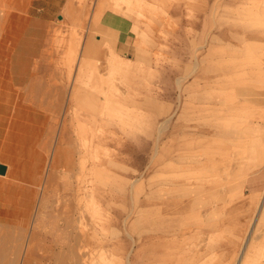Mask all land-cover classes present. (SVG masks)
Masks as SVG:
<instances>
[{
    "label": "rangeland",
    "instance_id": "obj_1",
    "mask_svg": "<svg viewBox=\"0 0 264 264\" xmlns=\"http://www.w3.org/2000/svg\"><path fill=\"white\" fill-rule=\"evenodd\" d=\"M97 7L134 21L132 54ZM24 17L0 2V264H239L264 201V0H73L45 34Z\"/></svg>",
    "mask_w": 264,
    "mask_h": 264
},
{
    "label": "crops",
    "instance_id": "obj_2",
    "mask_svg": "<svg viewBox=\"0 0 264 264\" xmlns=\"http://www.w3.org/2000/svg\"><path fill=\"white\" fill-rule=\"evenodd\" d=\"M72 1L73 0H0V2L7 3L8 7L13 9L18 15L26 16L24 17V24L28 18L29 24L36 27L35 29H29V31L38 34L47 33L53 24V20L58 18L60 14H63L65 10H68ZM92 17L95 19V29L98 33L105 36V38L112 41L116 51L120 52L122 55H130L135 51V23L131 18L113 10H102L98 9V7L95 8ZM22 32H26L25 28H23ZM42 46L41 42L40 46L37 44L34 47L35 50L39 48L35 60H33L34 64L41 58ZM29 78L30 77H28L27 80ZM7 203V207H4L5 209L8 208L5 216L8 215L10 218L7 216L8 219L5 218L6 220L0 219V224L3 223L9 226L11 224L15 225L11 219L15 218L17 215V203L12 201ZM10 233H12L11 230ZM10 233L8 234L10 235Z\"/></svg>",
    "mask_w": 264,
    "mask_h": 264
},
{
    "label": "bare ground",
    "instance_id": "obj_3",
    "mask_svg": "<svg viewBox=\"0 0 264 264\" xmlns=\"http://www.w3.org/2000/svg\"><path fill=\"white\" fill-rule=\"evenodd\" d=\"M229 30V29H228ZM245 35V34H244ZM251 35H253V34H251ZM231 36V35H230ZM239 42V41H238ZM191 44V43H190ZM92 76V75H91ZM80 79V78H79ZM117 114H118V112H117ZM211 118H213V116L211 117ZM116 121V120H115ZM253 122H255V121H253ZM209 135H212L213 136V133H211V132H209L208 133ZM209 160V159H208ZM197 162H198V160H197ZM195 163V164H201V163ZM9 172V171H8ZM1 176V175H0ZM5 176V175H4ZM190 176H188V177H184V176H182V175H180L179 177H178V180H181V181H183V184H184V186H186V185H188V186H190V182H185L186 180H189L190 178H189ZM200 176L199 175H197V176H195V177H193L194 179H198ZM5 182V181H4ZM23 182V181H22ZM10 184V183H9ZM83 186V181L81 182V187ZM12 187V186H11ZM249 187V186H248ZM255 188V187H254ZM12 189H15V187L13 186L12 188H11V190H10V192L12 193L14 190H12ZM79 190L81 191V194L83 193L82 192V188H79ZM260 194V193H259ZM3 196V195H2ZM81 200H83V196H82V198H81ZM153 200L154 201H157L158 200V198L156 197V196H153ZM153 201V203H154V207H153V210H152V212H153V216H154V218H153V220H152V222H153V224H154V227L156 226V224H157V221H158V218H159V216L161 217V215H159L158 213L159 212H157V203L156 202H154ZM255 203L254 204H252V208H250V216L248 215H246V217H247V219H248V221H251V217H252V215H253V212H252V210L254 211V209L256 208V204H257V201H254ZM156 203V204H155ZM187 203H188V201L186 200V201H181L180 203H179V205H178V208H177V212H181V210H182V208H184L185 206H188L187 205ZM45 208V207H44ZM163 212H164V210H163ZM16 213V212H15ZM164 217H166V215H163V218ZM245 218V217H244ZM81 219H83V215H81ZM257 222L255 223L256 224V227H254V229H252L250 232H249V238L247 239L249 242H248V244H247V246H246V248H245V250H244V252H243V250H242V252H243V255H241V257H240V260H239V264H246L247 263V261H248V259L251 257V256H253L254 255V252H255V246L253 245V240H258L259 238H261V246L262 247H264V234L262 235H260V236H256V234L260 231V228H259V226H258V223L260 222V221H262V220H264V201H263V204H262V206L260 207V209H258V214H257ZM254 222H255V220H254ZM249 223L248 222H246L245 223V226L247 227V225H248ZM252 225V224H251ZM1 227V226H0ZM242 229V228H241ZM240 229V230H241ZM246 229V228H245ZM81 231H82V233L83 234H81V241H84L85 240V234H84V232H83V228H81ZM155 231H156V229H155ZM155 234V238L157 237V233L156 232H154ZM227 235V234H226ZM154 238V237H153ZM251 240V241H250ZM0 242H2V239H0ZM245 244H246V242H245ZM263 251V250H262ZM3 251H0V253H2ZM257 255V254H256ZM258 256V255H257ZM256 257V256H255ZM256 260L258 259V258H255ZM255 259H254V261H255ZM254 264V263H253Z\"/></svg>",
    "mask_w": 264,
    "mask_h": 264
},
{
    "label": "water",
    "instance_id": "obj_4",
    "mask_svg": "<svg viewBox=\"0 0 264 264\" xmlns=\"http://www.w3.org/2000/svg\"><path fill=\"white\" fill-rule=\"evenodd\" d=\"M7 172V167L4 165H0V175L4 176Z\"/></svg>",
    "mask_w": 264,
    "mask_h": 264
}]
</instances>
